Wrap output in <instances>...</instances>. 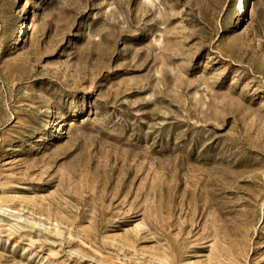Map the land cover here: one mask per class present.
Returning a JSON list of instances; mask_svg holds the SVG:
<instances>
[{
  "label": "rangeland",
  "instance_id": "rangeland-1",
  "mask_svg": "<svg viewBox=\"0 0 264 264\" xmlns=\"http://www.w3.org/2000/svg\"><path fill=\"white\" fill-rule=\"evenodd\" d=\"M0 202V264H264V0H0Z\"/></svg>",
  "mask_w": 264,
  "mask_h": 264
},
{
  "label": "bare ground",
  "instance_id": "bare-ground-1",
  "mask_svg": "<svg viewBox=\"0 0 264 264\" xmlns=\"http://www.w3.org/2000/svg\"><path fill=\"white\" fill-rule=\"evenodd\" d=\"M29 30V29H28ZM26 32V31H25ZM17 43V42H16ZM15 44V43H14ZM16 46V45H15ZM1 203V202H0ZM7 212V213H6ZM15 215H19V214H17V212L16 211H13V210H11V209H9L8 207H6V206H4V205H2V204H0V217L2 218H5V220L7 219V220H9V221H11L10 223H12V221H15V220H17L18 218L15 216ZM20 216V215H19ZM6 220V221H7Z\"/></svg>",
  "mask_w": 264,
  "mask_h": 264
}]
</instances>
